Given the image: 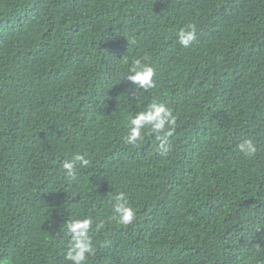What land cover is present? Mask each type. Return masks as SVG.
<instances>
[{
  "label": "trees",
  "instance_id": "1",
  "mask_svg": "<svg viewBox=\"0 0 264 264\" xmlns=\"http://www.w3.org/2000/svg\"><path fill=\"white\" fill-rule=\"evenodd\" d=\"M153 101L177 117L166 156L122 140ZM86 217L104 222L86 264H264V0H0V264H70L64 222Z\"/></svg>",
  "mask_w": 264,
  "mask_h": 264
},
{
  "label": "clouds",
  "instance_id": "2",
  "mask_svg": "<svg viewBox=\"0 0 264 264\" xmlns=\"http://www.w3.org/2000/svg\"><path fill=\"white\" fill-rule=\"evenodd\" d=\"M179 44L184 47H190L196 40V26L189 23L181 28L177 33ZM148 57H141L131 61L126 80L135 86L134 97L143 91L147 93L155 86L154 77L156 69L147 62ZM124 63H128L127 57L123 58ZM177 125V117L173 110L164 103L153 101L148 104L144 110L135 112L131 116L127 125V132L122 137L126 145L135 147L144 139V135L151 133L160 141L159 151L161 155H167L171 151V145L168 143V137H171ZM240 152L245 156L253 157L257 148L251 139H246L237 145ZM90 160L86 154L79 152L71 155L61 162V169L68 180H75L78 174V168H86ZM112 206L113 213L117 223L123 226L133 224L136 218L135 210L129 206L127 194L119 192L115 195ZM93 219L86 217L83 219H72L64 222L66 233L70 235V241L65 253V259L70 264H86L89 256L94 255L95 248L90 235L91 232L99 231L104 227V222L100 221L93 228Z\"/></svg>",
  "mask_w": 264,
  "mask_h": 264
}]
</instances>
